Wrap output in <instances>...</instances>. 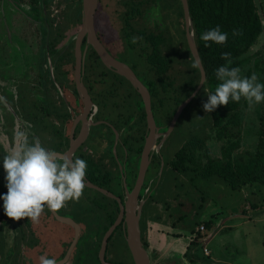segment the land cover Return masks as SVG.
I'll use <instances>...</instances> for the list:
<instances>
[{
    "label": "trees",
    "instance_id": "obj_1",
    "mask_svg": "<svg viewBox=\"0 0 264 264\" xmlns=\"http://www.w3.org/2000/svg\"><path fill=\"white\" fill-rule=\"evenodd\" d=\"M156 0H136L135 3L130 1L127 3L126 19L131 18V13L136 19L135 28L129 33L134 35V48L132 52L136 57V62L132 65L139 80L144 84L151 100V114L156 127L160 133H165L169 124L177 110V108L187 100L197 88L200 82V71L190 53L185 36V22L183 15V8L180 0H161L160 7L165 11L168 8H173L176 18L182 22L181 37L184 42L183 56H180L178 63V53L176 45L172 43L170 30L163 25L162 30H155L144 25V16L146 10L154 5ZM65 5V10L62 13L63 22L56 27L53 20L49 21L50 34L48 42V50H46L45 41L43 39L40 52L43 55V62L46 61L45 54L48 52L53 61L57 60L55 65V77L61 85H70L73 94L76 95L74 87V58L71 55L69 58L70 47H65L66 42L72 35V30L77 27V33L82 26V8L81 0H62ZM189 15L192 23V32L194 42L206 75V81L180 115L173 132H179L181 127L184 138L168 161H164L165 166L172 172L173 176L183 177L190 186H195L197 181H204L208 183H223L226 187L232 190H240L245 186L250 188H257L259 195L264 194V146L252 150L241 149V134L243 129L242 107H247L248 103L244 98L239 102L229 100L228 104L217 106V108L206 113L202 104L206 102L207 95L214 91V88L220 83L216 79L215 70L223 65L226 67H239L243 70L248 64L252 66L246 71L245 77H250L253 73L256 74L257 82L264 84V46L261 52L248 56L251 48L258 42L259 38L264 37V0H187ZM49 4V0H45V5ZM41 9V7H40ZM134 10V11H132ZM42 12V9H41ZM40 16L43 17V12ZM262 12V13H261ZM98 24V16L95 17L94 25ZM216 26L220 27L222 32L227 33V40L223 44L205 42L201 39V34ZM69 34V35H68ZM46 35V33H45ZM84 44L82 45V50ZM222 53H228L226 59L222 58ZM69 58V59H68ZM73 63L71 73H66L64 61ZM177 64L179 65L177 67ZM65 65V66H64ZM104 66L99 61L95 51L90 48L87 52V60L84 68V82L90 88V85L106 81L108 83L114 82V76L109 75L107 70L100 73L95 68ZM107 78V80L103 79ZM69 78V79H67ZM96 100L99 104V95H96ZM58 102V101H57ZM138 106L142 111L145 132L146 127V113L140 97H138ZM57 103L47 94L45 101L41 103V108L44 113L37 115H45L43 117L35 118L31 109H26V121L29 125L34 127L26 135L28 142L33 143L39 141L42 146L53 152H62L64 145L67 146V141L63 138V124L64 119H60L61 126L57 129L54 122H48L44 117L50 113L53 114V106ZM62 105V104H61ZM22 108V104H21ZM59 119V106L55 107ZM185 115H190L188 124L179 123ZM68 117V115H66ZM132 117V115H131ZM36 121L34 122V120ZM131 119V118H130ZM261 124L264 126V102H262V112L260 115ZM35 128L41 133H46L48 137L41 136V138H34L36 135ZM55 128L57 129V137H54ZM179 129V130H178ZM190 132L186 136V130ZM209 132L213 134H208ZM27 133V132H26ZM168 136V138L170 137ZM260 137L264 136V132H259ZM143 140V139H142ZM220 143V156L213 155L210 152L209 141ZM142 143V141H141ZM262 143V140H260ZM129 148L128 145H126ZM161 147L159 154L153 158L151 165V174H158L160 165L162 164ZM140 150L134 153L133 162L137 168L140 160ZM6 153L1 150L0 157ZM81 158L87 162V170L92 166L90 158L85 157L79 152L75 158ZM94 165V164H93ZM95 166V165H94ZM101 166V165H100ZM150 177V176H149ZM150 178L147 179V185ZM92 182V181H91ZM156 183H153L150 193L155 190ZM101 187V185H99ZM147 187V186H146ZM102 188V187H101ZM86 195L90 192L84 188ZM6 193V191H5ZM97 193V192H96ZM255 193V192H254ZM100 201H93L94 204L90 207H85V212L82 223L86 224L87 233L82 235L77 242L74 253H80L85 260L80 264H100L98 260V251L101 244V239L107 230L114 224L119 207L116 201L111 200L102 194ZM88 197V196H87ZM264 197V196H263ZM89 198V197H88ZM153 198L151 194L150 199ZM155 198V196H154ZM203 200V199H201ZM264 201V199H263ZM75 202V201H74ZM147 207V204H146ZM145 207V208H146ZM260 207L264 208V204L260 206H252L253 210ZM2 214L3 211H2ZM38 220L33 222L30 218H21L22 223H18L17 231L18 237L15 240L11 254V264H16L20 253V245L25 242V245L32 249L33 258L36 264H39V257L45 255L48 258L58 259L63 258L68 244L73 238V231L68 226H62L60 233L55 232L49 228V217L53 218L51 213L45 207ZM49 216V217H48ZM41 220V223H40ZM151 223H161V217L155 216L150 221ZM199 224V223H198ZM197 224V225H198ZM211 222L203 223L207 230L211 227ZM57 225H59L57 223ZM142 243L147 250L148 244L144 238V232L147 228V222L144 218L142 221ZM196 226V225H195ZM27 228L28 237L25 236L24 229ZM71 232V233H70ZM2 227L0 226V261L3 257L2 249ZM192 242L185 254L188 261L195 262L201 260L197 255V251L192 252L197 246L207 241ZM56 240V249H52V241ZM123 244L124 253L122 257L118 256L116 250L119 244ZM114 255L112 260L116 264H133L131 254L127 248L124 238V232L120 225L108 240L107 255ZM88 258V261L86 259Z\"/></svg>",
    "mask_w": 264,
    "mask_h": 264
},
{
    "label": "rangeland",
    "instance_id": "obj_2",
    "mask_svg": "<svg viewBox=\"0 0 264 264\" xmlns=\"http://www.w3.org/2000/svg\"><path fill=\"white\" fill-rule=\"evenodd\" d=\"M9 10L6 1L0 0V21L1 15L7 16ZM23 10L25 14L30 15L28 9ZM49 10L55 27L63 22L62 13L65 10V5L62 0H51ZM16 16L20 17L18 14ZM20 31L21 28L16 32L10 31L11 35L8 34V40L5 36L0 35V147L6 154L17 144L16 134L18 132H23L26 136L34 128L27 121L25 123L20 121L21 104L25 97L19 88L23 84L30 87L35 83V80H39L35 75L40 72L41 61L36 55L38 43L34 42L33 46H29L31 44L21 42L18 39ZM72 32V35L68 34L71 36L70 38H74L77 34V27ZM171 32L177 34L174 28L171 29ZM263 46L264 37L261 36L249 51L248 56L251 57L253 54L261 52ZM69 47L72 52L73 44ZM179 49H184L181 36L179 37ZM251 66L252 63L240 70V75L245 77L248 67ZM29 94L34 100H40L37 91L31 90ZM261 112L262 102L242 107L241 149L254 151L261 145L264 146V136L261 138L259 135V132H264V126L260 120ZM44 119L51 122V117L46 116ZM189 120L190 115H185L179 123L188 124ZM180 129H178L179 132L176 131L163 142L164 149L161 150V153L164 160H162L157 176L155 173L150 174L149 177V186L152 187L153 183H156L155 190L151 192L153 198L147 201L146 209L148 210L145 216L147 228L144 232L151 264H264V208L260 207L257 210L252 208L253 205L264 204V194L259 195L257 188H250V186L232 190L217 181L208 183L199 180L195 186H190L183 177L173 176L164 161H168L170 155L178 150L182 143L185 128L181 127ZM35 131L37 134L48 137L46 133L37 131V128ZM189 134L187 129L186 136ZM208 134L213 133L209 132ZM161 139H157V147H159ZM207 144H209L210 152L219 157L220 143L211 140ZM155 152L156 155L159 154V152ZM3 178L4 171L0 167V194L6 191ZM2 203L0 201V205ZM2 211L3 209L0 207L1 241L3 244V257L0 264H11L12 248L19 235L17 226L22 221L12 220L2 214ZM158 215L161 217V223H158L161 225L158 227L161 228L158 229L159 232L156 226L150 222L153 217ZM207 222L212 223L209 230L203 225ZM24 231L25 236L28 237L27 228ZM161 233L164 237L163 241ZM206 238L209 239L192 250V252L197 251L201 260L191 262L184 258L183 254L189 249L190 243L200 242L202 239L204 241ZM123 251V244L120 243L116 250L118 256L122 257ZM111 256L109 255V258ZM84 260L83 255L74 253L67 264H80ZM16 264H36L33 251L25 245V242L20 245Z\"/></svg>",
    "mask_w": 264,
    "mask_h": 264
},
{
    "label": "flooded vegetation",
    "instance_id": "obj_3",
    "mask_svg": "<svg viewBox=\"0 0 264 264\" xmlns=\"http://www.w3.org/2000/svg\"><path fill=\"white\" fill-rule=\"evenodd\" d=\"M2 1H6L8 10L9 9L10 10L7 13V16L6 15L3 16V14L1 15L2 18L0 21L1 23L0 35L5 36L6 40H8L9 39L8 34L11 35L10 31L16 32L18 29L21 28V31L19 33L20 36H18L19 37L18 39L21 42L23 41V43L25 44L26 43L28 45L31 44L29 46H33L34 42H37L38 44L36 48L38 52H36V55L39 56V60L41 61L39 66L40 72L37 75H35L37 76L36 78L39 80L37 81L35 80V83L30 87H26V84L20 85L21 88H19V91L25 97L22 103V108H21L22 112L19 114L21 118L20 121L23 123L26 122L25 120L26 109H31L36 119L37 117L45 116L42 114L37 115L38 114L37 111H39V113L41 112L44 113V111H46L41 108V103L45 101L47 94H50V96L57 103V106L56 105L53 106L54 107L52 109L53 114L50 113L47 117H51V122H54L57 125V129L61 126L60 119L61 120L64 119L65 123L63 124L64 126L62 130L63 138H65L66 141L68 140L66 144L67 146L64 145V149L62 150V152H55V153L64 154L70 147L71 138L73 137V139L76 140L78 137L84 134L83 135L84 140L82 144L76 148V151L72 159H74V157L79 152L84 154L85 157L90 158L92 166L90 170H89L90 166L88 167V170L86 169L85 182H88L93 186L103 189L106 192L114 195L116 198L120 199L122 203L126 202L128 200L127 199L128 194L126 193V191L131 195L133 193V189L137 182L142 153L145 147L146 139L149 135L147 121H146L145 132H143L144 123H143L142 111L137 104L138 97H140L143 104V100L141 96L138 94L137 90L131 85L129 81H127L124 77H122L116 70L107 68L97 56L101 64L108 71L107 73L109 75L114 76L113 78L114 82L108 83L106 81H102L100 83L90 85L89 88L84 82L85 72L83 73L82 83L91 99V107L88 110V112L85 113V106L82 103L80 96L77 93L76 85H75V54H74L75 41L74 40L71 41L73 38H69V40L65 44V47L68 49L69 46L73 44L72 47L73 51L72 52L69 51V58L71 57V55L73 56L74 68H73V63L68 62V64H66L67 62L66 60L64 61V63L67 66L64 67L65 68L64 70L66 73H71L72 68L74 69L73 70L74 87L77 96L73 94L72 89L71 90L69 89L70 85L69 86H67V84L61 85L59 81L56 79L55 65L57 63V60L53 61L52 57H50L48 52L45 54L46 61L43 62L42 60L43 55L40 52V47L42 46L43 39L45 41L46 50H48V42H49V34H50L49 21L52 20L49 10L51 7V0H49V4L47 6L45 5V0H2ZM130 1L135 3L136 0H99L97 12L95 15V17L98 16V24H97L98 26L97 28L96 25L94 26H95L96 36L100 41V43L105 48V50L116 61L127 66L137 77V74L135 73V70L132 67V65L136 62V57L134 55V52H132V49L134 48L133 46L135 44L134 35L131 36L129 34L132 31V29L135 28L136 19L135 17H133L134 13H131L130 19H126L127 3L131 4ZM160 2L161 0H156L154 5H151L146 10V14L144 16V25L145 27H149L155 30L156 29L162 30L164 25L170 30L172 43L176 45V48L178 50L177 59L179 63L180 56L181 55L183 56V52L180 51L181 48L179 49V37L182 31V22L176 18V14H174L173 8H168L165 11H163V9L160 7L161 6ZM40 7L43 12V17L40 16V12H41ZM23 9H28L30 15L25 14ZM16 14L20 15V17L16 16ZM173 28L176 30L177 34H172L171 29L173 30ZM83 44L85 47L86 46L85 39L82 45ZM90 48L91 47L89 46L87 52L89 51ZM86 60H87V53L84 61V68H85ZM178 66L179 65L177 64V67ZM104 68L99 66L95 68V70L96 71L99 70V72L102 73L105 71ZM103 79L107 80V78L104 77ZM31 90L37 91V93L40 96L39 101L34 100L32 96L29 94ZM94 92H96V95H99V104L96 100ZM58 106L60 107L59 119H57L58 114H56L57 110L55 108ZM66 115H68V117H66ZM84 115H86V117L83 120L82 118ZM57 129L55 128L54 137H57L58 135ZM158 132L160 133L159 130ZM41 136H42L41 134L36 133V135H34L33 137L41 138ZM126 145H128L129 148H127ZM140 148H141L139 154L140 160L136 168L135 166H133L135 164V162L133 161L136 159L134 158V153L138 151ZM155 151L158 152V150L156 149H152L150 152L149 165L144 174L142 185L140 186V189L136 194L137 202L138 203L144 202L140 215L141 235L143 232V231L141 232V230L143 229L142 221L145 218L148 210L145 207L147 201H149L151 196L150 193L151 186L147 185L146 181L151 174L150 168L153 163V158L156 155ZM99 185H101L102 188L99 187ZM84 188L90 191L88 192L87 195L82 192V195L78 200H75V202L73 200H69L65 202L62 208L55 210L59 216L70 218L76 224L79 225L80 227L79 239L82 235H85L87 233L86 224L82 223V220H84L83 215L85 213L83 209L86 206L90 207L92 203L94 204L95 202L93 201L96 200L100 201L101 197L98 196V193L102 194L94 189H90L88 187H84ZM102 195L107 197L104 194ZM42 215L44 214L41 213V216ZM48 222H49L48 223L49 228L54 230L56 233L58 232L59 236L62 231V226L63 225L68 226L57 222L54 217L53 218L49 217ZM57 223L59 225H57ZM68 227L72 229L73 237H74V229L70 226ZM141 241H142V236H141ZM71 242L68 244L67 250ZM55 246H56V240H53L51 244L52 249L54 248L56 249ZM185 254H183L184 258H185ZM109 255H107L108 261L106 260V258L105 261L109 264H116L112 261L114 259V255H112L111 258H109ZM71 256H73V253ZM62 259L63 258H61L60 260ZM55 260L57 262L60 261L58 259Z\"/></svg>",
    "mask_w": 264,
    "mask_h": 264
},
{
    "label": "clouds",
    "instance_id": "obj_4",
    "mask_svg": "<svg viewBox=\"0 0 264 264\" xmlns=\"http://www.w3.org/2000/svg\"><path fill=\"white\" fill-rule=\"evenodd\" d=\"M201 39L206 47L209 41L223 44L227 33L216 26L203 32ZM221 55L226 59L229 54ZM215 76L220 83L202 104L206 113L228 104L229 100L239 102L244 98L249 106L264 102V84L257 82L255 73L242 77L239 67L221 65L215 70ZM16 135L17 144L0 157L6 188V193L0 194L4 215L12 220L30 218L36 222L45 207L58 210L65 202L78 200L85 187L87 162L79 157L61 158L39 141L28 142L23 132ZM38 259L39 264H57L55 259L45 255Z\"/></svg>",
    "mask_w": 264,
    "mask_h": 264
},
{
    "label": "water",
    "instance_id": "obj_5",
    "mask_svg": "<svg viewBox=\"0 0 264 264\" xmlns=\"http://www.w3.org/2000/svg\"><path fill=\"white\" fill-rule=\"evenodd\" d=\"M98 1L99 0H81L82 26L79 32L73 38V40L75 41V46H74L75 85H76L77 93L80 96V99L85 106V113H87L91 107V99L85 87L83 86L82 75L84 73V61H85L86 53L88 47L90 46L95 51L101 62L107 68L116 70L122 77H124L127 81H129L131 85L137 90L138 94L141 96L143 100V105L146 113V121L149 129V135L146 139L145 147L142 153V158L139 166V174H138L137 182L135 184L133 193L131 195L126 191V193L128 194L127 197L128 200L126 202L122 203L120 199L116 198L114 195L106 192L103 189L95 187L88 182H85V187L94 189L106 195L108 198L116 200L119 206V213L114 224L107 230V232L103 236L101 247L98 253V258L101 264H109L105 261V253L107 249L108 240L112 236L114 231L121 225L124 232L126 245L131 254L134 264H151L149 254L142 244L141 233H140V215L144 202L138 203L136 194L139 191L140 186L142 185L144 174L148 168L151 150L156 149L159 152L165 139L173 132L175 125L180 115L182 114L183 110L189 105V103L193 100V98L203 87L206 81V75L202 67V63L194 42L192 23L189 15L187 0H180L183 8L186 41L190 53L193 57V60L195 61L200 71V82L197 88L195 89V91L193 92V94L177 108L167 131L165 133H159L158 129L155 126L151 114V100L148 90L127 66L116 61L105 50V48L103 47V45L100 43V41L96 36L94 21L98 8ZM84 39L86 41V46L82 50L81 47ZM85 117L86 115H84L82 119L84 120ZM83 135L84 134H82L76 140H74L72 137L69 149L64 154L57 153V155L61 158H63L64 156H68L72 158L76 151V148L80 146L84 140ZM158 138H162L160 141L161 143L158 145L159 147L156 146L157 144L156 141ZM48 210L50 211V213L57 222L68 225L74 229V237L65 256L63 257L62 260L57 262V264H67L78 242L80 235V227L72 219L59 216L55 210H50V209Z\"/></svg>",
    "mask_w": 264,
    "mask_h": 264
},
{
    "label": "crops",
    "instance_id": "obj_6",
    "mask_svg": "<svg viewBox=\"0 0 264 264\" xmlns=\"http://www.w3.org/2000/svg\"><path fill=\"white\" fill-rule=\"evenodd\" d=\"M264 210V209H263ZM244 214V213H243ZM246 214V213H245ZM244 214V215H245ZM249 215V214H248ZM153 225L154 226H156V228H157V231L159 232V230L158 229H161V228H158V227H160L161 225L160 224H157V223H153ZM162 234V233H161ZM161 236H162V238H161ZM160 236V238H161V240L163 241V239H164V237H163V234ZM209 239V238H208ZM177 242V241H176Z\"/></svg>",
    "mask_w": 264,
    "mask_h": 264
}]
</instances>
